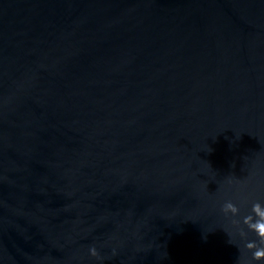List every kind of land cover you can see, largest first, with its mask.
Instances as JSON below:
<instances>
[{"label": "water", "instance_id": "water-1", "mask_svg": "<svg viewBox=\"0 0 264 264\" xmlns=\"http://www.w3.org/2000/svg\"><path fill=\"white\" fill-rule=\"evenodd\" d=\"M0 264H264V0H0Z\"/></svg>", "mask_w": 264, "mask_h": 264}]
</instances>
